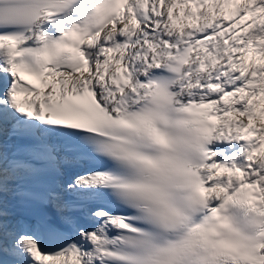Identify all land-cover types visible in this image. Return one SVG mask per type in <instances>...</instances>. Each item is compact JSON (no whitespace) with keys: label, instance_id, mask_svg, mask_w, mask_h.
<instances>
[{"label":"snow or ice","instance_id":"obj_1","mask_svg":"<svg viewBox=\"0 0 264 264\" xmlns=\"http://www.w3.org/2000/svg\"><path fill=\"white\" fill-rule=\"evenodd\" d=\"M0 264H264V0H0Z\"/></svg>","mask_w":264,"mask_h":264}]
</instances>
